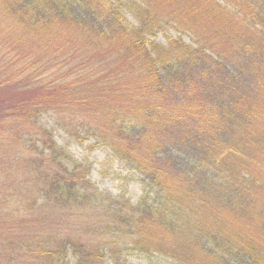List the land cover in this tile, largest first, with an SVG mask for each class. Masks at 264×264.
<instances>
[{
  "label": "trees",
  "instance_id": "obj_1",
  "mask_svg": "<svg viewBox=\"0 0 264 264\" xmlns=\"http://www.w3.org/2000/svg\"><path fill=\"white\" fill-rule=\"evenodd\" d=\"M0 166V264H264V0H0Z\"/></svg>",
  "mask_w": 264,
  "mask_h": 264
},
{
  "label": "rangeland",
  "instance_id": "obj_2",
  "mask_svg": "<svg viewBox=\"0 0 264 264\" xmlns=\"http://www.w3.org/2000/svg\"><path fill=\"white\" fill-rule=\"evenodd\" d=\"M126 17L130 22H135V19L126 12ZM166 34L171 36H182L185 42L190 43L191 37L186 32H179L173 28L168 27L166 29ZM158 41L164 43V35L161 33L158 35ZM39 125L53 129L54 139L58 146L64 147L66 151L73 156L78 161H83L84 159L90 163L91 172L90 179L92 184L101 192L103 195H109L110 197H117L123 195L125 198L131 200H136L141 192V179L137 171L132 169L130 166L121 162L118 158L113 156L112 152L103 147H96L94 150H89L86 144L79 145L73 139L68 137L63 130H61L57 125V119L51 112L42 113L39 117ZM3 167L0 166V172ZM12 168H9L7 173H10ZM6 173V174H7ZM28 179V175L24 176ZM23 177L17 179H7L4 182L3 177L0 179V187L13 189L17 191L18 182H21L20 189L26 190L31 184H26L22 181ZM6 184V185H4ZM30 201V200H29ZM29 201H26L29 204ZM13 209V207H12ZM5 213H9L11 210L5 208ZM9 211V212H7ZM132 263L139 264L140 261L135 257L131 258Z\"/></svg>",
  "mask_w": 264,
  "mask_h": 264
}]
</instances>
